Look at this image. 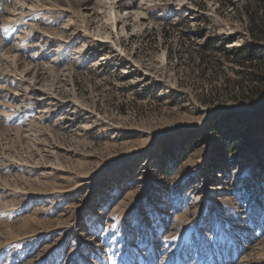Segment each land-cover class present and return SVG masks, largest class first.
<instances>
[{"label": "rangeland", "instance_id": "1", "mask_svg": "<svg viewBox=\"0 0 264 264\" xmlns=\"http://www.w3.org/2000/svg\"><path fill=\"white\" fill-rule=\"evenodd\" d=\"M116 2L1 4L0 264H264L254 0Z\"/></svg>", "mask_w": 264, "mask_h": 264}, {"label": "trees", "instance_id": "2", "mask_svg": "<svg viewBox=\"0 0 264 264\" xmlns=\"http://www.w3.org/2000/svg\"><path fill=\"white\" fill-rule=\"evenodd\" d=\"M250 7L254 8V11L253 9L250 10ZM244 8L245 13L249 18L248 31L250 32V34L258 36L259 38H262L264 40V0H254L253 5H249L248 3L244 6ZM257 15H259V17H257ZM255 50V47H251L250 50H247L246 56L243 59H239L237 62L240 64H244V62L247 60L257 58L258 55ZM237 56L239 55H235V57L233 58L238 59ZM248 64L249 67L252 68L258 66V64L255 65V63H253L252 61ZM255 79L259 84L255 87V91L258 95L264 92V77L260 73H257Z\"/></svg>", "mask_w": 264, "mask_h": 264}, {"label": "bare ground", "instance_id": "3", "mask_svg": "<svg viewBox=\"0 0 264 264\" xmlns=\"http://www.w3.org/2000/svg\"><path fill=\"white\" fill-rule=\"evenodd\" d=\"M5 2V0H0V5L2 4V3H4ZM117 3V5H118V8H120V9H122V10H125V11H127V10H129L128 9V4L127 3H125V2H123V0H118V2H116ZM4 5V4H3ZM130 5V4H129ZM5 8V7H4ZM2 9H3V6L1 5V7H0V11H2ZM6 10V9H5ZM126 17H128V16H126ZM119 20V19H118ZM74 254V253H73Z\"/></svg>", "mask_w": 264, "mask_h": 264}]
</instances>
